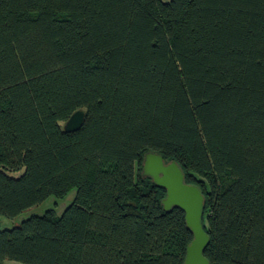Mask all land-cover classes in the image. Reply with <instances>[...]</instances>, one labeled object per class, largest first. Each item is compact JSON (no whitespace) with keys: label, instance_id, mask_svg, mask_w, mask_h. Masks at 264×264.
<instances>
[{"label":"trees","instance_id":"16d2710c","mask_svg":"<svg viewBox=\"0 0 264 264\" xmlns=\"http://www.w3.org/2000/svg\"><path fill=\"white\" fill-rule=\"evenodd\" d=\"M150 150L203 191L211 264H264V0H0V214L76 189L0 264H184Z\"/></svg>","mask_w":264,"mask_h":264},{"label":"water","instance_id":"95a60500","mask_svg":"<svg viewBox=\"0 0 264 264\" xmlns=\"http://www.w3.org/2000/svg\"><path fill=\"white\" fill-rule=\"evenodd\" d=\"M85 111H75L65 122L66 131L79 129L84 121ZM142 176L166 189V196L162 199L166 211L180 207L185 212L188 228L193 238L187 246L184 264H211L204 254L210 242V235L204 228L203 215L205 195L201 188L194 183L186 181L183 168L177 160L166 161L164 155L156 151H147L144 154Z\"/></svg>","mask_w":264,"mask_h":264},{"label":"rangeland","instance_id":"374dc122","mask_svg":"<svg viewBox=\"0 0 264 264\" xmlns=\"http://www.w3.org/2000/svg\"><path fill=\"white\" fill-rule=\"evenodd\" d=\"M169 1V0H164ZM60 125L64 127L65 121H61ZM17 174V173H13ZM76 196V189H72L65 197L63 198H55L54 196L49 197L45 201L29 207L28 209L24 210L20 215L16 217H9L6 215L0 214V230L6 229V228H13L17 225H20L21 222L35 214H43L48 209H54L56 213L59 215L61 214L64 209L69 206L75 199ZM5 264H24L20 261L6 259Z\"/></svg>","mask_w":264,"mask_h":264}]
</instances>
